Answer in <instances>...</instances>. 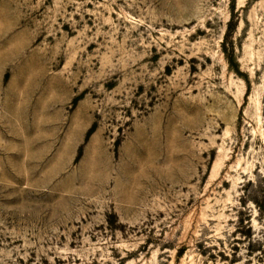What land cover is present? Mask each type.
I'll return each mask as SVG.
<instances>
[{"label":"rangeland","instance_id":"rangeland-1","mask_svg":"<svg viewBox=\"0 0 264 264\" xmlns=\"http://www.w3.org/2000/svg\"><path fill=\"white\" fill-rule=\"evenodd\" d=\"M0 264H264V0H0Z\"/></svg>","mask_w":264,"mask_h":264},{"label":"crops","instance_id":"crops-1","mask_svg":"<svg viewBox=\"0 0 264 264\" xmlns=\"http://www.w3.org/2000/svg\"><path fill=\"white\" fill-rule=\"evenodd\" d=\"M35 91L30 97L33 100V105L30 107V113L33 116L32 120L33 123H41L47 120L46 116V100L47 95H45L46 88L45 86L41 87L40 85L35 86ZM38 102H43L44 104L40 105Z\"/></svg>","mask_w":264,"mask_h":264}]
</instances>
